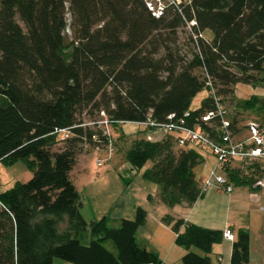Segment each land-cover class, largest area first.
Listing matches in <instances>:
<instances>
[{"label": "trees", "instance_id": "trees-1", "mask_svg": "<svg viewBox=\"0 0 264 264\" xmlns=\"http://www.w3.org/2000/svg\"><path fill=\"white\" fill-rule=\"evenodd\" d=\"M185 27L192 32L188 51L180 44ZM240 81L264 83V0H175L163 6L160 17L147 0H0V161H24L34 173L28 182L0 191V264H54L57 258L73 264H159L136 241L144 209L117 228L105 217L89 224L82 213L71 171L82 145L97 144L94 134L107 142L101 130L77 127L63 141L54 131L85 122L86 110L88 121L105 111L115 120L151 116L159 122L189 111L187 123L194 126L214 107L209 97L190 110L208 82L224 98ZM127 158L134 169L152 162L145 177L160 185L170 206L193 204L204 194L194 172L202 161L199 150L177 146L174 135L137 138ZM183 223L173 225L176 242L206 253L190 251L183 263L211 264L208 254L224 239L223 231L188 223L179 232ZM89 226L102 237L86 245L77 234ZM249 261L250 235L240 231L231 264Z\"/></svg>", "mask_w": 264, "mask_h": 264}, {"label": "crops", "instance_id": "crops-1", "mask_svg": "<svg viewBox=\"0 0 264 264\" xmlns=\"http://www.w3.org/2000/svg\"><path fill=\"white\" fill-rule=\"evenodd\" d=\"M241 133L240 128L239 137ZM123 135L124 130L122 138ZM163 137L162 134H156L159 140ZM131 145L127 147V151ZM197 149L202 161L194 168V172L197 180L200 176L198 182L202 186L216 166V158L211 152ZM127 151L113 152L115 154L111 162L102 170L97 169L98 175L89 172L85 154L80 155L71 171V177L76 176L80 181L81 188L72 179L82 196V213L89 224L105 217L110 227L117 228L123 219L133 220L138 209H144L147 216L136 231V241L141 248L156 254L158 260L164 264H184L183 257L190 251L206 255L196 247L188 249L176 242L177 231L173 225L177 220L184 221L179 232H183L188 223L221 231L231 228L235 240L240 231H247L250 235L248 264H264V187H252L253 182L264 175V161L246 164L238 159L233 160L224 170L225 173L222 172L233 184L231 192L212 188L193 204L182 202L170 206L161 198L160 185L145 177V173L153 165L152 162H147L140 169H134L128 161ZM167 216L172 217L173 221H166ZM86 232L88 237L86 236L84 242L80 240V233L77 234V238L86 245L92 239L102 237L93 235L90 226ZM234 241L223 239L215 243L208 254L211 264H231ZM108 242L112 243L107 240L106 245ZM111 247L114 245L111 244Z\"/></svg>", "mask_w": 264, "mask_h": 264}, {"label": "built area", "instance_id": "built-area-1", "mask_svg": "<svg viewBox=\"0 0 264 264\" xmlns=\"http://www.w3.org/2000/svg\"><path fill=\"white\" fill-rule=\"evenodd\" d=\"M147 5L153 15L156 17L162 15L163 7L154 6L148 0ZM208 85L212 90L211 97L214 107L202 114L194 126H189L187 123V118L190 116L189 111L183 117L170 114L168 120L164 122L156 121L151 116H148L144 121L115 120L108 116L105 111H101L99 119L95 121H85L69 128L56 129L54 134L63 141L74 136L73 129L77 127L94 126L100 129L101 135L107 138L106 143H103L99 134L92 136L93 141L97 144L91 145L87 141L84 143L87 148L107 152L106 158H97L98 167H102L106 161L112 158L116 143L114 133L126 123H133L142 127L143 137L148 141H159L156 138L158 133L174 135L177 146L185 148L191 146L204 147L210 150L216 158V166L203 181L202 192L205 193L212 188H221L226 192H231L233 184L228 181L225 174L218 172V170H225L231 161L236 159L246 164L264 161V121H249L246 125L248 135L239 138L240 127L238 121L236 122L233 110L225 103L224 98L217 94L211 82H208ZM252 187H264V175L257 178ZM223 238L234 241V231L231 228H225ZM159 264L164 263L160 262Z\"/></svg>", "mask_w": 264, "mask_h": 264}, {"label": "rangeland", "instance_id": "rangeland-1", "mask_svg": "<svg viewBox=\"0 0 264 264\" xmlns=\"http://www.w3.org/2000/svg\"><path fill=\"white\" fill-rule=\"evenodd\" d=\"M149 2H152L153 5L155 4L159 7L165 6V4L173 3L175 0H148ZM67 22L68 26L66 29V35L70 38L74 36L73 28L71 26L72 24V15L71 13L67 14ZM180 44L184 48V51H188L191 48V43L189 42V35H191V29L190 27H185L180 29ZM206 38H210L211 34L209 32H206L204 34ZM212 96V90L209 87H206L202 89L200 92H198L195 97L192 100L190 110H196L201 107L203 101L209 97ZM225 103L233 110L234 115L238 121L239 127L242 129V133L240 134L239 138L246 137L248 135V131L246 129V125L251 120H259L264 121V83H249L240 81L237 82L234 86V92L230 93L228 95L224 96ZM87 113V116H84L85 120L88 121L90 119V115L88 113V110L85 111ZM124 134L123 138L121 135ZM120 127L119 130H117L114 133V141L115 148L114 152H126L127 147L131 145L133 140L136 138L142 137V133L139 131L142 129V127L135 125L133 123H126L123 125V127ZM166 135H164L165 137ZM119 137H121L119 139ZM163 137V138H164ZM127 138L128 140H126ZM200 148L201 152H211L207 148L204 147H197ZM57 147L55 148V150ZM105 152V153H104ZM110 160L106 161L105 164L102 167L97 166V158L98 157H104L106 158V151H97L93 148H87L84 144L82 145L81 153L78 155V159L80 158V155L85 154L86 155V162L88 165V169L90 173H93L94 175L97 174V169L102 170L107 166L108 163L111 162V160L114 157V154ZM76 162V163H77ZM151 164V161L148 162ZM237 167V166H234ZM224 170H218V172H223ZM225 173V171H224ZM33 171L28 167V165L24 161H18L14 164H9L3 161H0V191H7L14 186H16L18 183H26L33 177ZM72 179L75 180V183L81 188L80 181L77 180L76 176H72ZM200 180V176L198 178ZM86 183V182H85ZM64 224L61 225V228H64ZM80 240L82 242L86 241L87 232H81L80 233ZM112 243H107V246L114 249V247H111ZM54 264H70V262H67L62 259H55Z\"/></svg>", "mask_w": 264, "mask_h": 264}]
</instances>
